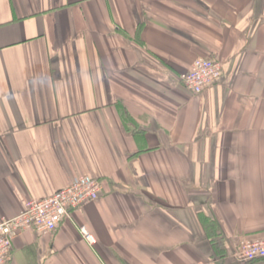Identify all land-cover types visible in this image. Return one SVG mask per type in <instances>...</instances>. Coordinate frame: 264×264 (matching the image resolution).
Here are the masks:
<instances>
[{"label":"crops","instance_id":"1","mask_svg":"<svg viewBox=\"0 0 264 264\" xmlns=\"http://www.w3.org/2000/svg\"><path fill=\"white\" fill-rule=\"evenodd\" d=\"M77 176L100 197L5 264H264V0H0V217Z\"/></svg>","mask_w":264,"mask_h":264},{"label":"built area","instance_id":"2","mask_svg":"<svg viewBox=\"0 0 264 264\" xmlns=\"http://www.w3.org/2000/svg\"><path fill=\"white\" fill-rule=\"evenodd\" d=\"M222 74L219 61L202 57L195 58L189 71L182 77L184 88L193 95L201 94L208 86L217 82ZM102 192L99 180L88 176H77L64 189L43 199H29L23 210L12 218L0 217V264H5L13 240L23 231L34 229L40 234L57 230L64 219L83 206L97 200ZM85 240L93 243L92 236L81 231ZM237 257L243 262L264 260V238L242 242ZM204 264V263H198Z\"/></svg>","mask_w":264,"mask_h":264}]
</instances>
